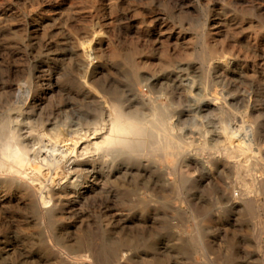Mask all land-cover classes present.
Returning a JSON list of instances; mask_svg holds the SVG:
<instances>
[{"label":"rangeland","instance_id":"obj_1","mask_svg":"<svg viewBox=\"0 0 264 264\" xmlns=\"http://www.w3.org/2000/svg\"><path fill=\"white\" fill-rule=\"evenodd\" d=\"M0 264H264V0H0Z\"/></svg>","mask_w":264,"mask_h":264},{"label":"bare ground","instance_id":"obj_2","mask_svg":"<svg viewBox=\"0 0 264 264\" xmlns=\"http://www.w3.org/2000/svg\"><path fill=\"white\" fill-rule=\"evenodd\" d=\"M88 48V47H87ZM82 49H84L85 50V56L88 58V63L89 64H91L92 66H93V59H92V50L91 49H85V48H82ZM132 52V51H131ZM135 52V51H134ZM137 53V52H136ZM119 57H116V58H120V59H123L124 61H126V64H128L130 67H132L133 69H134V72H135V79H134V84H139L140 83V81L142 80L141 79V77L139 76V72H138V70H139V62H137V58H136V56L135 55H133V54H131V53H128V52H120L119 53V55H118ZM92 69V68H91ZM149 99V98H148ZM143 100L144 101H148L147 100V98H143ZM110 107H111V109L112 110H114V105H110ZM155 114L156 115H158L159 116V118H160V120H161V123L164 125V128L166 127V124H167V119H166V117H165V115L163 114V112H161V110H159V109H156L155 108ZM169 127H170V125H169ZM168 127V128H169ZM167 130V131H166ZM166 130H164L165 131V138H168V136H169V133H168V129H167V127H166ZM170 130V129H169ZM6 131V128L4 127L3 129H1V132H5ZM254 134V133H253ZM255 136V135H254ZM167 141V140H166ZM231 142H233V141H231ZM85 144H88V142H84ZM74 144V143H73ZM79 144H80V142H79ZM82 144V143H81ZM84 144V146H82L81 147V149H84V150H81V151H76L77 152V155L80 157H82V156H84V155H86V151L87 150H85V149H87L88 148V146L87 145H85ZM75 145V144H74ZM166 147L167 148H170V147H172L173 148V146L176 148V146L178 147V145H171V142L169 143L168 141L166 142ZM44 146V145H43ZM58 146V145H57ZM182 146V145H181ZM67 149V148H66ZM73 149H74V147H73ZM65 150V149H64ZM236 150H238V149H236ZM244 150V149H243ZM235 151V150H234ZM71 152V151H70ZM247 152V151H246ZM62 153V152H61ZM68 153V152H67ZM235 153V152H234ZM244 154V153H243ZM64 156H66V155H64ZM67 157V156H66ZM78 157V158H79ZM235 157V156H234ZM243 157H245V154H244V156ZM43 158V157H42ZM47 158V157H46ZM49 158V157H48ZM63 161V160H62ZM46 164V163H45ZM54 164V163H53ZM36 165V164H35ZM58 165V164H57ZM37 166V165H36ZM249 166V165H248ZM37 168V167H36ZM63 168H64V166H63ZM250 168V167H249ZM34 169V168H33ZM70 170V169H69ZM41 171V170H40ZM65 172V171H64ZM36 173V172H35ZM39 173V172H38ZM42 173V172H41ZM48 173V172H47ZM55 173V172H54ZM61 173V172H60ZM28 174V173H27ZM44 174V173H43ZM46 174V173H45ZM24 175L25 174H22L21 176L22 177H24ZM68 175V174H67ZM26 177H28V178H30V179H33V177H32V175H30V174H28ZM69 177V176H68ZM66 178V177H65ZM65 178H64V180H65ZM47 179V178H46ZM60 180V179H59ZM63 180V179H62ZM43 181V180H42ZM56 181V180H55ZM45 182V181H44ZM57 183H58V181H56ZM60 182H61V180H60ZM64 182V181H63ZM38 183V182H37ZM50 183V182H49ZM45 184V183H44ZM59 184H61V183H59ZM45 187V186H44ZM253 189V188H252ZM257 189V188H256ZM256 191V190H255ZM245 194L246 193H241V197H244L245 196ZM240 197V193H233V192H231V190H229L228 191V199L230 200V201H235L236 199H238ZM227 198V197H226ZM243 198H241V200H242ZM245 201V200H244ZM232 203V202H231ZM234 204V203H233Z\"/></svg>","mask_w":264,"mask_h":264}]
</instances>
